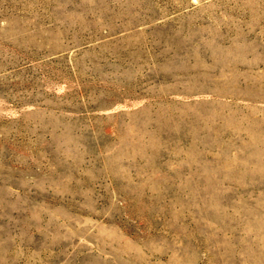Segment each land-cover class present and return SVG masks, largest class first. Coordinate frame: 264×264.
<instances>
[{"label":"rangeland","instance_id":"1","mask_svg":"<svg viewBox=\"0 0 264 264\" xmlns=\"http://www.w3.org/2000/svg\"><path fill=\"white\" fill-rule=\"evenodd\" d=\"M0 264H264V0H0Z\"/></svg>","mask_w":264,"mask_h":264}]
</instances>
